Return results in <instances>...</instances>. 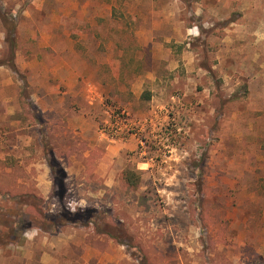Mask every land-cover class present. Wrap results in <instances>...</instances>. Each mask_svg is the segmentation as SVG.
Returning <instances> with one entry per match:
<instances>
[{
	"label": "rangeland",
	"instance_id": "374dc122",
	"mask_svg": "<svg viewBox=\"0 0 264 264\" xmlns=\"http://www.w3.org/2000/svg\"><path fill=\"white\" fill-rule=\"evenodd\" d=\"M27 7L37 37L75 42L79 89L121 91L78 98L91 118L67 131L31 106L16 131L0 95V264H112L94 228L107 223L128 254L118 264H264V0H0L15 27L13 45L1 22L0 63L24 104L10 64ZM50 160L76 171L63 201L37 188ZM125 169L142 171L135 191ZM86 209L87 228L52 221Z\"/></svg>",
	"mask_w": 264,
	"mask_h": 264
},
{
	"label": "crops",
	"instance_id": "0c3cea01",
	"mask_svg": "<svg viewBox=\"0 0 264 264\" xmlns=\"http://www.w3.org/2000/svg\"><path fill=\"white\" fill-rule=\"evenodd\" d=\"M30 10L31 8L27 7L22 10L20 15L23 18L22 21H25L26 28H22L20 32L22 36L16 41L17 46L14 50L13 63L18 72L26 76L27 87L31 88L27 90L31 92V97L27 99L29 103L26 104L18 101V88L21 83L15 79L9 66L3 62L0 63V89L2 90L0 95L3 103L8 104L7 102L12 101L11 108H7L9 114H19L20 116L24 113L25 106H31L30 110L37 109L42 113L47 112L51 115L56 113L58 115L56 119L49 116L48 125L53 124L52 126L57 127L59 130L74 127L80 129L85 120L91 118V115L85 114L84 109L80 108V105H76L78 98H84L85 104L92 106L102 103L104 95L112 97L113 93L116 94V91H121V89H79L81 87L79 79L83 78L82 67L84 62L81 54H78V51L74 48L75 42L67 36L64 38L60 36L49 37L47 35L37 37L36 32L30 26L32 22ZM3 31L0 21V39L2 41L4 40ZM191 34L196 36V33ZM37 78H43L42 85L38 86V89H36L37 85L35 83ZM49 80L51 81L50 85ZM5 89H11V95L4 93ZM132 90L123 89V92L128 95ZM138 96H140V93ZM90 108L92 107L88 109ZM21 119L23 117L20 116L12 123L16 131L19 132L23 129ZM63 169L65 173L68 172L69 174L76 172L74 168ZM96 170L98 172L105 169L97 167ZM34 171L38 174L36 179L38 181L37 188L43 190L44 196L48 195L52 189L50 167L46 164L39 165L35 167ZM105 184L110 186L108 182ZM105 239L98 238L96 242L97 247L100 243L106 244L108 263L118 264L122 259H129L124 250V244L117 245L113 240Z\"/></svg>",
	"mask_w": 264,
	"mask_h": 264
},
{
	"label": "trees",
	"instance_id": "16d2710c",
	"mask_svg": "<svg viewBox=\"0 0 264 264\" xmlns=\"http://www.w3.org/2000/svg\"><path fill=\"white\" fill-rule=\"evenodd\" d=\"M0 20L6 30V33L8 32L7 36L11 41V44L14 45V41L12 38V35L14 34L15 27L10 19H7L6 16L0 14ZM11 67H14V64H10ZM12 69V68H11ZM15 69V67H14ZM143 98L145 100L150 99V95L148 93H145L143 95ZM34 111V110H33ZM54 151H50V155L55 157ZM49 167L51 169V182H52V195L54 190H58V193L56 192L55 195L60 200L63 201L65 192H66V185L64 184V178L66 176V173L63 168L59 166V164L53 160L49 161ZM55 170V171H54ZM141 174L142 171L139 170H123L119 175V183L126 188L127 190L135 191L140 183H141ZM56 188V189H55ZM51 195V196H52ZM93 211L91 209H86L81 212L76 213H69L68 211L59 212L56 217L52 218L53 222L60 221L61 224L57 223V228H62L63 226H70V227H81V228H87L90 224V221L93 219ZM79 222L80 224L77 226L76 223ZM95 231L98 235H105L109 239L113 240L115 244H121L118 240V236L116 235L115 231L116 228L114 226H110L109 223L104 224L101 228H99L97 225L94 226ZM120 230V229H119ZM146 264H153L146 261Z\"/></svg>",
	"mask_w": 264,
	"mask_h": 264
},
{
	"label": "built area",
	"instance_id": "2783aa9c",
	"mask_svg": "<svg viewBox=\"0 0 264 264\" xmlns=\"http://www.w3.org/2000/svg\"><path fill=\"white\" fill-rule=\"evenodd\" d=\"M113 132H114V136L117 134V131L116 130H113Z\"/></svg>",
	"mask_w": 264,
	"mask_h": 264
}]
</instances>
